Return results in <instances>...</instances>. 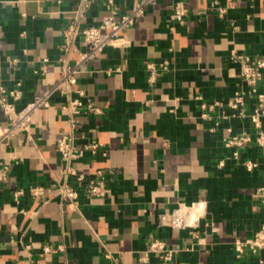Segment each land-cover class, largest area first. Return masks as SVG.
Returning <instances> with one entry per match:
<instances>
[{"label": "crops", "instance_id": "1", "mask_svg": "<svg viewBox=\"0 0 264 264\" xmlns=\"http://www.w3.org/2000/svg\"><path fill=\"white\" fill-rule=\"evenodd\" d=\"M176 1L189 9L184 25L172 21ZM215 1L228 7L224 18ZM137 2L114 0L113 9L120 17ZM105 3L93 0L81 24H101L111 13ZM83 4L0 0V87L21 91L18 110L62 77L61 32ZM124 34L129 46L107 47L87 61L74 87L83 94L74 98L101 110L77 115L75 143L102 147L70 165L88 179L103 171L110 194L89 197L70 181L79 189L76 208L58 194L69 178L57 145L71 133V115L69 98L55 95L0 147V167L10 166L0 184V264H166L155 254L142 260L153 238L178 250L169 264H264V250L239 255L234 247L236 236L250 238L264 225V147H245L237 161L224 142L229 134L264 133V116L260 130L246 119L222 118L232 114L226 105L234 94L248 91L233 53L264 58V0H159ZM76 46L71 64L86 50L81 41ZM149 62L167 63L153 86ZM215 102L226 107L203 108ZM255 104L247 98L249 112ZM9 125L0 109V127ZM244 161L257 166L249 170ZM32 187L44 194L32 196Z\"/></svg>", "mask_w": 264, "mask_h": 264}, {"label": "built area", "instance_id": "2", "mask_svg": "<svg viewBox=\"0 0 264 264\" xmlns=\"http://www.w3.org/2000/svg\"><path fill=\"white\" fill-rule=\"evenodd\" d=\"M58 3L64 0H51ZM93 0H84V4L80 10L77 11L76 18L62 30L63 43L60 45L62 52V61L64 62V73L60 80L53 85L50 89L43 94L36 96L29 104L21 110L16 108L15 102L21 98V91L19 89L7 91L5 88L0 87V109L9 118L10 125L0 127V147L8 144L10 140L16 135L20 129H25L33 122V118L37 111L49 108L52 104V99L55 95L61 94L69 98L68 109L71 115L70 126L71 133L64 136L59 140L57 149L60 152L62 159L65 163L63 169L64 174L69 178L58 189V194L72 207L79 205V189L72 185L73 181L82 186L84 192L89 197H107L111 189L107 183L106 174L99 170L94 178L88 179L84 174L78 173L70 164L81 158L86 152L97 154L102 145L98 143H89L82 146H77L75 143L74 130L77 127L78 121L76 117L84 108L90 113L99 114L101 110L89 104L87 107L83 105L80 98H74V94L80 97L83 95L81 91L75 90L77 84L78 73L81 67L89 60L95 59L100 56L107 47L126 48L129 46L130 41L124 34L125 31L133 28L138 20L142 17L147 9L159 2V0H138L135 8L129 14L117 17L114 11V0H106V7L111 10V13L103 18L101 24L98 26H84L80 22V18L84 16L85 9L89 7ZM213 7L217 10L220 18H224L228 13V7L220 6L217 1L213 3ZM189 9L186 2L176 1L172 8V21L184 25L187 21ZM81 41L85 47V52L80 55V58L74 63L69 62V55L71 52H77L76 43ZM232 59L241 65L240 77L247 84L248 91H239L228 101L227 107L232 111V114L223 113V119L239 118L242 120H249L256 129L262 128V118L264 116V91L261 90V82L263 80L264 58L251 57L238 53H233ZM160 68H167V63L156 64L149 62L146 65L148 73V82L153 86L156 82L157 72ZM47 65L44 63L40 71L45 73ZM252 97L256 99V104L252 112H249L247 106V98ZM12 99V102L9 99ZM222 102H215L212 105H203V108L213 110L215 107H226ZM209 118V114L203 115ZM213 131V129L211 130ZM231 132V130H229ZM225 145L233 150V158L237 161L242 160V150L251 145L256 144L264 147V133L259 132L256 138H253L248 133L229 134L224 139ZM246 167L252 170L257 166L252 161H244ZM10 166L0 167V184H5L9 179ZM261 197V206L264 209V185L258 190ZM29 193L32 196H40L44 194L42 187H32ZM23 191L15 193L17 200ZM176 227H182V220L177 219L174 222ZM234 247L239 255L247 251L253 254H258L264 250V225L250 238H241L236 236L234 240ZM46 253L53 252L49 246L44 248ZM178 250L167 242L153 238L150 240L145 260L149 254H155L162 262L169 264L172 263ZM30 264H34L33 261Z\"/></svg>", "mask_w": 264, "mask_h": 264}]
</instances>
